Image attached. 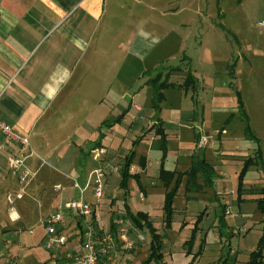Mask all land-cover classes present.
<instances>
[{
    "label": "rangeland",
    "instance_id": "rangeland-1",
    "mask_svg": "<svg viewBox=\"0 0 264 264\" xmlns=\"http://www.w3.org/2000/svg\"><path fill=\"white\" fill-rule=\"evenodd\" d=\"M128 3V7L124 6L109 21L108 32L102 34L99 58L107 66L108 77L100 87L108 95L103 108L93 113L81 128V117L78 116L83 112H76L74 118H69L66 111L63 113L60 118L65 123L63 133L55 137L59 141L65 140L56 151L63 153L70 166L45 163L48 166L45 165L44 171L54 167L60 173L44 172L42 187L45 191L37 190L16 204L24 218L19 225H12L19 228L13 232L0 228V250H5L6 239L15 240L19 233L27 243H35L23 247L21 256L35 255L38 261L48 260L49 253L40 240L42 227L38 218L42 204L47 198L56 197L65 203L60 206L68 209L67 201L82 198L81 191L85 190L89 172L101 166L100 160L105 155L114 160L112 164L120 161L123 166L126 158L133 154L132 175L128 176L125 188L121 187V170L105 178L108 180L107 184L104 181L107 198L95 197L92 185L86 188L83 199L96 207L97 220L109 228L112 219H118V212H123L126 200L134 213L150 211L154 226L164 236L163 251L169 264H190L192 261L191 264H246L250 252L257 247L264 218L250 197L264 185V27L259 25L264 19V0H129ZM143 30L154 35L155 44L150 53L138 58L129 53V41ZM120 42L123 51L117 46ZM175 66L181 69L169 75V81L183 82L188 70L199 81L188 90L178 86L165 88V97L156 108L150 80L158 77L160 71L159 80H165L169 68ZM135 101L144 108L140 114L128 108ZM69 108L83 110L79 103H72ZM158 118L164 121L171 135L176 133L171 143L176 147L170 148L169 144L168 149H161L156 146V140L145 135L147 128ZM247 125L256 136L248 133ZM195 129L208 137V144L194 140ZM95 143L102 154L98 159L91 148ZM259 148L261 156L243 176L246 199L238 200L237 187L244 159L255 155ZM142 156L148 160V171L142 166L134 170L133 163ZM177 157L187 159L186 162L206 159L215 171L214 185H204L206 175H200L198 179L203 190L198 188L201 192L198 194L185 188L183 182L181 186L184 187L174 200L171 227L166 229L165 189L152 184V180L160 181L161 164L164 162L166 167H171ZM76 180L81 185L79 188L72 186ZM57 184L65 188L54 190ZM140 189L146 194L143 200ZM1 200L8 203L4 196ZM4 203L0 207L2 225L8 220ZM221 203H227L233 213L226 214L223 223L220 221ZM125 221L130 227L131 222ZM139 234L145 236L140 240L142 244L133 252H126L130 264H139L149 256L151 234L147 227L129 230V241ZM75 236L73 233L67 237L68 241ZM77 238L81 247L82 239ZM121 241L119 250L118 242L112 247L117 260L122 259V250L130 249L125 248L124 240ZM13 258L15 260L16 256Z\"/></svg>",
    "mask_w": 264,
    "mask_h": 264
},
{
    "label": "crops",
    "instance_id": "crops-1",
    "mask_svg": "<svg viewBox=\"0 0 264 264\" xmlns=\"http://www.w3.org/2000/svg\"><path fill=\"white\" fill-rule=\"evenodd\" d=\"M128 1L0 0V119L10 124L17 133L28 139L27 144H22L18 141L6 139L0 131V207L4 203L1 200L3 196L8 202L7 204L4 203L8 220L3 225L0 223V228L3 231L13 232L18 228H14L12 225L16 223L19 225L24 215L16 204L20 200L32 196L37 190L44 189L42 187L44 172L55 171L56 174L60 173L53 169L54 167L44 171L43 169L47 165L45 163L53 162L59 166H70V162L64 160L63 153L59 154L56 151L59 144L65 140V138H62L63 140L59 141L55 137V135L63 133L62 126L65 123L60 121L63 113L66 111L69 118H74L76 112H83L78 116L81 117L79 127L81 128V124H85V121L93 113L103 108L102 104L108 95L100 87L106 83L108 77L107 66L102 64L101 58H99L102 53V47L100 46L103 40L102 34L108 32L109 21H112V18L124 6H129ZM152 38H154V41ZM154 44V35L143 30L141 34H137L133 40L129 41V53L138 58H143L152 51ZM117 46H120L122 51L124 50L122 42L117 43ZM177 83L180 84L178 88L183 89L181 86L183 82ZM93 94L101 96L96 98ZM92 102L96 104L93 106ZM72 103H79L83 110L72 111L69 108ZM128 108L129 110L131 108L136 110L139 114L144 110L136 101L131 102ZM77 131L79 129L75 130L72 135H75ZM145 135L156 140V146L161 149H168L169 144L170 148L176 147L171 144L176 138V133L171 135L165 128L164 121L159 118L147 128ZM194 136V140L196 138V141L200 143L204 141L203 145L209 142L208 137L200 130L195 129ZM75 143L74 141L73 146H75ZM91 148L96 151L95 157L97 159L102 157V154L98 152L100 149L98 144H93ZM73 153L74 148L71 154ZM14 156H20L22 159V165L18 171L11 168V158ZM107 158L105 155L103 160H100L101 166L89 172L88 181L92 172L99 167L105 169L103 178L105 184L108 182L105 178L120 172L122 163L115 161L116 164H112L111 162L114 160ZM186 160H180L177 157L173 166H164L168 169L185 171L193 163V159L187 162ZM133 165L136 171L139 166L148 171L146 157H139ZM114 166H118V170H114ZM24 169H28L30 172L26 182H22L19 177ZM219 174H222V172H219ZM88 181L85 190L90 187ZM76 182L79 184L76 180L72 186L79 188L81 185L77 186ZM152 182L156 186L163 187L160 181L152 180ZM184 183L185 188L198 192L199 189L194 186L189 187L186 180ZM55 186L53 189L57 191L65 188L64 185L60 188H55ZM183 187L179 188L178 194ZM85 190L83 193L81 192L82 198ZM105 193V197L102 199L107 198V190H105ZM140 193V198L143 200L146 194L141 189ZM64 204L56 197L52 200L47 198V201L42 204L43 210H41L38 219L42 227L40 240L43 244L45 237L44 218L57 206H64ZM50 205H52V208L49 207ZM137 211L150 212L149 210ZM80 218L76 212L65 209V217L59 226V231L66 234L67 237H70L73 233H76L78 237L80 231L78 220ZM98 222L104 232H109L110 227L108 228L105 223H101L99 220ZM125 227L128 228L129 232L126 221ZM119 232L120 225L118 226V235ZM17 234L15 240L6 239L5 241V250L12 256H16L15 264L17 262L19 264H41L43 261L45 263L47 259L38 261L35 255L30 257L21 256L20 250L23 247L32 246L35 243H27L21 238V234ZM76 236L71 237L67 247H79L80 243ZM137 237L132 240L134 250L137 245L142 244V241L138 240ZM121 240L119 239L117 243L118 250L119 246H122ZM122 252L125 258H130L125 249ZM48 260L46 263H48Z\"/></svg>",
    "mask_w": 264,
    "mask_h": 264
},
{
    "label": "trees",
    "instance_id": "trees-1",
    "mask_svg": "<svg viewBox=\"0 0 264 264\" xmlns=\"http://www.w3.org/2000/svg\"><path fill=\"white\" fill-rule=\"evenodd\" d=\"M181 68L179 66L171 67L169 68L165 78V80H159L160 74L162 71H160L159 76L155 79H151L150 81L153 83L154 88V106L156 108L160 107V103L164 98V89L167 87H174V86H180L179 83L169 81V75H171L174 71L180 70ZM199 81V79L194 75V73L190 70H188L185 80L181 84L183 89L188 90V88L192 87L194 88L195 82ZM243 106V105H242ZM247 131L250 135H254L252 129L249 125H247ZM163 135V134H162ZM95 145V144H94ZM261 156V150L260 148L255 151V155H251L244 159L242 171L239 175V184L237 187V193H238V200H245L246 197L243 195L245 194L244 190L246 188L243 187V179H244V173L248 169V167L251 164H255L259 157ZM133 154H130L126 160L124 165L121 168V172L123 174V178L121 181V187L125 188L127 184V178L128 176L132 175L130 172V165L132 163ZM206 175V181L204 182V185H214L213 181V174H215L213 166L206 161V159H196L193 160V163L191 167L188 170L185 171H178L174 169H168L164 166V162L160 166V172H159V180L162 186L165 189V203L163 206L164 212H165V218H164V226L166 229L171 227L172 222V214L175 210L174 207V200L176 195L178 194L179 188L182 185V183L186 180L189 185H197L196 188H203V186L199 183V176L200 175ZM137 176V175H136ZM186 178V179H185ZM251 199H253L256 202L257 210L259 212H262L264 214V185L258 188L255 192H252ZM222 207V214H221V222L223 223V219L226 216V210L227 208H230L227 203H221ZM96 207L94 208V212L92 215V218L90 219V223L93 225L94 229L96 230L97 234H102L104 230L100 227V224L96 218ZM120 210V209H119ZM123 212L121 210L118 212L120 219L123 218L124 220L130 221L131 224L129 227V230L131 231L134 229V227H147L149 230V233L151 234V241L149 246V256L145 260H143L140 264H169L165 260V254L163 251V244H164V236L160 232H158V229L154 226L153 220L150 218V215L148 212L144 211H138L134 213L129 205L127 204L126 200L124 201V206L122 207ZM231 212L228 214H233L232 209H230ZM203 213V212H202ZM202 213H200L202 215ZM114 212V216H115ZM113 216V217H114ZM80 220H78V227L79 230L83 231V228L85 227V223H83V218L80 216ZM118 217V219H119ZM200 217V216H199ZM118 219L113 218L112 222L110 224L109 232H112L115 235V242L119 241L118 236ZM127 252H133L134 246L130 249H125ZM201 252V249H200ZM114 253V250L109 249V253ZM108 254L105 256H102V264H111L108 262ZM125 259V260H123ZM195 259V258H194ZM123 261H125V264H130V258L122 257ZM105 262V263H104ZM193 263V261L191 262ZM190 263V264H191ZM42 264H47L42 263ZM246 264H264V218L262 220V234L258 240L257 247L253 249L249 254V259L247 260Z\"/></svg>",
    "mask_w": 264,
    "mask_h": 264
},
{
    "label": "built area",
    "instance_id": "built-area-1",
    "mask_svg": "<svg viewBox=\"0 0 264 264\" xmlns=\"http://www.w3.org/2000/svg\"><path fill=\"white\" fill-rule=\"evenodd\" d=\"M260 26L264 27V19L259 22ZM0 131L4 134L6 139L18 141L22 144H27L28 139L17 133L10 124L0 119ZM202 143L204 141H201ZM22 165V159L20 156H14L11 158V168L14 171H18ZM114 170H118V166L113 167ZM29 170L24 169L19 175L22 182H26L29 176ZM93 176V177H92ZM105 176V169L99 167L92 172L88 181L89 185H92L93 195L98 199L105 197V189L103 178ZM76 185L79 184L76 182ZM60 188L61 185L55 186ZM84 192V188L81 191ZM143 197V194H142ZM10 199V197H9ZM66 208L76 212L79 216H82L85 227L83 231H79L78 236L81 237L83 244L81 247H67L68 239L67 235L59 231V226L62 224L65 217V209L62 206H57L55 210L49 213L44 218V246L50 254V258L47 264H102V256L109 253V249L113 247L115 243V235L112 232H108L101 237L97 236L93 225L89 222L94 212V206L81 199H70L66 203ZM231 212L230 208H227L226 213ZM120 225L119 239L124 240L127 245L125 248H132L133 241H129L128 228L125 227V220H118ZM236 232V231H234ZM30 233H34L31 229ZM76 235V233H74ZM144 236L138 235V239L142 240ZM107 260L111 264H125V261L117 260L114 253L108 254ZM0 264H15L13 256L6 250H0Z\"/></svg>",
    "mask_w": 264,
    "mask_h": 264
}]
</instances>
